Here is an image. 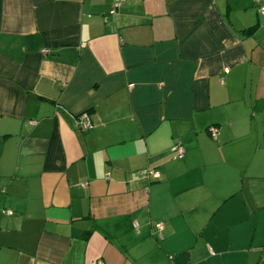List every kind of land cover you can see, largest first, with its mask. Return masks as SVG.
<instances>
[{"label": "crops", "instance_id": "0c3cea01", "mask_svg": "<svg viewBox=\"0 0 264 264\" xmlns=\"http://www.w3.org/2000/svg\"><path fill=\"white\" fill-rule=\"evenodd\" d=\"M112 7L0 0V264H264V12Z\"/></svg>", "mask_w": 264, "mask_h": 264}, {"label": "built area", "instance_id": "2783aa9c", "mask_svg": "<svg viewBox=\"0 0 264 264\" xmlns=\"http://www.w3.org/2000/svg\"><path fill=\"white\" fill-rule=\"evenodd\" d=\"M122 1L123 0H113V7L109 11L110 15L115 14L117 7L119 6V4ZM254 1L258 5V9L261 12H264V4H261V0H254ZM45 52H46V50H43V53H45ZM31 123H34V122H31ZM74 123H75V127L79 131H82V132H87V131L91 130L92 127L94 126L89 114L85 111L80 112L74 116ZM210 136L212 138H215V136H216V131L213 128H210ZM171 150L174 152V158H182L184 155V148L179 141L174 142ZM150 176L156 178L159 175L156 171L151 170ZM3 212L6 214H11V210H4ZM155 227L158 231H160V229H162V223L161 222L155 223Z\"/></svg>", "mask_w": 264, "mask_h": 264}]
</instances>
